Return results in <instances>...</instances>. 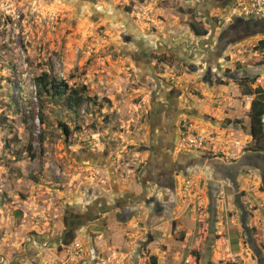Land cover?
<instances>
[{"label":"rangeland","instance_id":"rangeland-1","mask_svg":"<svg viewBox=\"0 0 264 264\" xmlns=\"http://www.w3.org/2000/svg\"><path fill=\"white\" fill-rule=\"evenodd\" d=\"M194 1L0 0V264H264V171L242 163L255 155L246 93L264 88V27L193 70L181 58L197 50L199 65L210 49L194 28L212 30ZM153 75L180 93L166 133L156 116L151 129L166 92L157 96ZM47 82L91 101L70 110ZM190 134L206 145L190 149ZM162 135L175 140L173 162L193 161L173 188H149L61 250L44 245L67 212L141 196L150 141Z\"/></svg>","mask_w":264,"mask_h":264},{"label":"flooded vegetation","instance_id":"flooded-vegetation-1","mask_svg":"<svg viewBox=\"0 0 264 264\" xmlns=\"http://www.w3.org/2000/svg\"><path fill=\"white\" fill-rule=\"evenodd\" d=\"M230 3V0H210L208 3L199 0L197 3H195V9L198 10V12L195 13V16L197 17L198 21H204L205 24L210 26L212 28L211 32L206 37L208 42L205 46V49H209L207 51V55L204 56L205 58L201 59V63L199 62V65L197 64V58L194 56V52H192L191 60L189 57L181 58L185 65H188V67H192L193 70L199 71L200 68L209 67L211 70V61L213 58L220 59L223 57V52L226 51V48L230 43H233L234 38H237L239 36H242L244 34H252L255 33L257 30L256 28L262 29L264 27V21H244V20H235L229 25H225L222 23H219L217 19L211 18L210 12L212 10H215V8L225 9ZM199 5V7H197ZM210 6L211 9L207 8V13H200V9L206 8ZM225 12V11H224ZM223 13V12H221ZM261 23V24H260ZM257 24H260V26H257ZM220 26H223L224 28L221 31V34L219 35L218 42L214 45L212 44V41L215 39L216 31L219 29ZM198 38V37H197ZM212 44V46H211ZM188 45V44H187ZM159 47H163L165 51H171V48L169 46H166V43H163L159 45ZM186 49H190V46L188 45ZM159 49H152L149 53L150 59L153 58V56H158L160 53H158ZM181 57V56H180ZM179 57V58H180ZM209 65V66H208ZM209 70V71H210ZM210 77L209 81L211 80V72H209ZM208 80V79H207ZM159 85L155 82L157 86V96L160 95L162 91L164 92V103L160 106H156L154 104L153 110L151 112V129L153 131L155 127V116L159 117V125L164 121L168 125V128L163 130L165 133L166 131H169V129H173V120L171 119L172 115H175V112L177 111V99L180 97V93L177 91H167L166 87L163 86L160 80ZM159 104V103H158ZM170 115V116H169ZM167 117V118H166ZM170 119H169V118ZM174 139V138H173ZM175 140H167L165 139V136L162 135L158 138V140H154L153 138L150 141V146L148 148V153L150 154L149 159L146 160L143 163V166L141 168V177L139 178L140 186L142 187V195L141 196H133L131 194H125L124 198L122 199H116L113 202V205H109L105 198H98L97 200L93 201V204L89 206L86 210L83 212H74L70 213L67 212L64 220V232L61 236L55 238L54 240H49L48 242L44 243L45 246H49L51 248H56L57 250H61L62 246L71 245L76 240L77 234L88 227L89 224L99 222L104 217H106L112 210L118 211L121 213V211L126 212L128 206H130L132 201L136 202H142L146 199V195L149 192V188L151 187H159L163 189H170L171 185L170 182L173 181L174 176L177 174H180L184 171H187L190 166H187L185 168H181L179 166L180 160H176V162L172 161V151L174 147ZM147 152V151H145ZM165 154V155H164ZM179 159V158H177ZM193 164V163H192ZM132 205V204H131ZM125 210V211H124ZM124 216H127L128 214H125ZM124 219V217H120V219ZM60 241V244L58 243ZM32 260V259H31ZM35 262V261H34Z\"/></svg>","mask_w":264,"mask_h":264},{"label":"trees","instance_id":"trees-1","mask_svg":"<svg viewBox=\"0 0 264 264\" xmlns=\"http://www.w3.org/2000/svg\"><path fill=\"white\" fill-rule=\"evenodd\" d=\"M260 24H257V26H260ZM194 29V33L198 38L206 37L208 35L207 31H199L196 28ZM260 45L264 48V42H260ZM45 89L47 93H54L56 95H59V97H62L65 94L67 95L68 92V87L66 85L64 86V88L57 87L55 84H52L50 82L46 83ZM246 96L254 97L251 103L249 117L250 135L252 137L251 151L255 153V155L252 154L245 156L242 160V163L244 162L247 166L257 167L264 171V88L258 87L255 90H249L246 93ZM64 100L68 108L74 111L80 110L87 101H91L90 98H86L84 95H81L77 90H71L69 94L64 98ZM64 131L67 136H69V130L66 126H64ZM192 163L193 161H190L188 163V166L192 165ZM173 183L174 178L173 181L170 182L171 188H173ZM151 264H158V260L156 257L152 258Z\"/></svg>","mask_w":264,"mask_h":264},{"label":"built area","instance_id":"built-area-1","mask_svg":"<svg viewBox=\"0 0 264 264\" xmlns=\"http://www.w3.org/2000/svg\"><path fill=\"white\" fill-rule=\"evenodd\" d=\"M197 3L194 1V4ZM218 22L229 25L235 20L264 21V0H230L227 12H219ZM186 143L190 149H202L206 139L202 135L190 134Z\"/></svg>","mask_w":264,"mask_h":264},{"label":"crops","instance_id":"crops-1","mask_svg":"<svg viewBox=\"0 0 264 264\" xmlns=\"http://www.w3.org/2000/svg\"><path fill=\"white\" fill-rule=\"evenodd\" d=\"M195 1L198 2L199 0H195ZM201 1H204V2H207V3H208L210 0H201ZM193 4H194V2H193ZM228 7H229V5H228L225 9H222V10H221L220 8L217 7V8H215V11H218V12H224V11H225V12H227ZM208 8L211 9L210 6H209ZM248 108H249V110H250V108H251V103L249 104V107H248Z\"/></svg>","mask_w":264,"mask_h":264},{"label":"water","instance_id":"water-1","mask_svg":"<svg viewBox=\"0 0 264 264\" xmlns=\"http://www.w3.org/2000/svg\"><path fill=\"white\" fill-rule=\"evenodd\" d=\"M197 7H199V5H198ZM152 78H153L154 81L159 85V81H158V79L156 78V76L153 75ZM58 243L60 244V241H58Z\"/></svg>","mask_w":264,"mask_h":264}]
</instances>
